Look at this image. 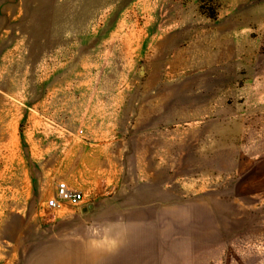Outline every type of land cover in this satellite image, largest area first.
<instances>
[{
    "label": "rangeland",
    "instance_id": "rangeland-1",
    "mask_svg": "<svg viewBox=\"0 0 264 264\" xmlns=\"http://www.w3.org/2000/svg\"><path fill=\"white\" fill-rule=\"evenodd\" d=\"M66 177L205 198L215 264H264V0H0V264L77 207L42 211Z\"/></svg>",
    "mask_w": 264,
    "mask_h": 264
},
{
    "label": "crops",
    "instance_id": "crops-1",
    "mask_svg": "<svg viewBox=\"0 0 264 264\" xmlns=\"http://www.w3.org/2000/svg\"><path fill=\"white\" fill-rule=\"evenodd\" d=\"M93 152L84 155L83 163L94 160L88 159L93 157ZM83 169L85 173L90 171L86 164H83ZM65 180L69 185L67 177ZM96 180L97 184L101 181L110 183L114 177ZM99 192L104 191L98 189L95 193ZM121 192V187L112 185L105 192L111 194L110 205L100 199L92 202L86 199L63 213H51L54 217L47 223L48 233L38 235L39 242L32 246L28 255V251H23L21 263L215 264L221 259L224 253L223 237L209 200L198 198L152 204L151 197H148L147 202L130 201L127 206H121ZM117 218H123L129 224L123 244L113 252L85 251L82 240L87 239L88 226L103 228ZM111 230L120 232L122 229L119 225H112Z\"/></svg>",
    "mask_w": 264,
    "mask_h": 264
},
{
    "label": "clouds",
    "instance_id": "clouds-1",
    "mask_svg": "<svg viewBox=\"0 0 264 264\" xmlns=\"http://www.w3.org/2000/svg\"><path fill=\"white\" fill-rule=\"evenodd\" d=\"M112 225H119L122 230L114 232L111 230ZM128 226V222L123 218L113 219L103 228L94 225L88 226L86 230L87 239L82 240L84 250H101L104 252L117 250L126 238Z\"/></svg>",
    "mask_w": 264,
    "mask_h": 264
},
{
    "label": "built area",
    "instance_id": "built-area-1",
    "mask_svg": "<svg viewBox=\"0 0 264 264\" xmlns=\"http://www.w3.org/2000/svg\"><path fill=\"white\" fill-rule=\"evenodd\" d=\"M79 134L83 133L82 129L78 130ZM87 193L82 190H77L62 181L56 185L55 192L52 196L45 200L42 205L43 212H59L64 209L66 204L79 206L86 200Z\"/></svg>",
    "mask_w": 264,
    "mask_h": 264
},
{
    "label": "water",
    "instance_id": "water-1",
    "mask_svg": "<svg viewBox=\"0 0 264 264\" xmlns=\"http://www.w3.org/2000/svg\"><path fill=\"white\" fill-rule=\"evenodd\" d=\"M83 210H85V209H83Z\"/></svg>",
    "mask_w": 264,
    "mask_h": 264
}]
</instances>
